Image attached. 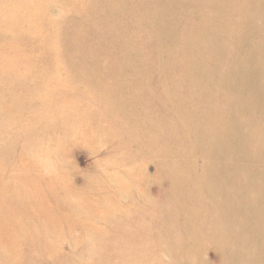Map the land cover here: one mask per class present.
I'll list each match as a JSON object with an SVG mask.
<instances>
[{"label": "rangeland", "instance_id": "rangeland-1", "mask_svg": "<svg viewBox=\"0 0 264 264\" xmlns=\"http://www.w3.org/2000/svg\"><path fill=\"white\" fill-rule=\"evenodd\" d=\"M0 264H264V0H0Z\"/></svg>", "mask_w": 264, "mask_h": 264}]
</instances>
